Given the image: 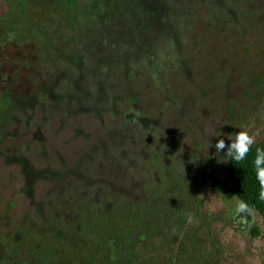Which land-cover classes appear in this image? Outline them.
<instances>
[{
    "label": "rangeland",
    "instance_id": "obj_1",
    "mask_svg": "<svg viewBox=\"0 0 264 264\" xmlns=\"http://www.w3.org/2000/svg\"><path fill=\"white\" fill-rule=\"evenodd\" d=\"M240 130L264 0H0V264H264Z\"/></svg>",
    "mask_w": 264,
    "mask_h": 264
},
{
    "label": "trees",
    "instance_id": "obj_2",
    "mask_svg": "<svg viewBox=\"0 0 264 264\" xmlns=\"http://www.w3.org/2000/svg\"><path fill=\"white\" fill-rule=\"evenodd\" d=\"M257 148L264 149V140L259 146L252 147L248 157L244 161L237 163L230 157L228 173L236 188V197L244 202L247 207L254 209L264 222V200L259 198L260 189L253 165ZM258 234V230L254 228L252 235L257 236Z\"/></svg>",
    "mask_w": 264,
    "mask_h": 264
},
{
    "label": "clouds",
    "instance_id": "obj_3",
    "mask_svg": "<svg viewBox=\"0 0 264 264\" xmlns=\"http://www.w3.org/2000/svg\"><path fill=\"white\" fill-rule=\"evenodd\" d=\"M215 136L220 137L221 133ZM228 138L231 140L229 145H226L225 140L222 138L217 140L215 143L216 153H220L227 148L224 159L229 160L228 157H231L237 163L244 161L248 157L252 146L256 143L255 136L250 134L248 130H240L234 134V137ZM253 165L260 189L259 198L264 200V149H256ZM236 208L238 212H243L247 209V205L242 201H237Z\"/></svg>",
    "mask_w": 264,
    "mask_h": 264
},
{
    "label": "flooded vegetation",
    "instance_id": "obj_4",
    "mask_svg": "<svg viewBox=\"0 0 264 264\" xmlns=\"http://www.w3.org/2000/svg\"><path fill=\"white\" fill-rule=\"evenodd\" d=\"M120 42H122V43H126V42H128V40H127V39H122ZM97 49H99V47H98ZM76 83H79V82L77 81ZM77 91L80 92L79 89H77ZM81 92H82V91H81Z\"/></svg>",
    "mask_w": 264,
    "mask_h": 264
}]
</instances>
